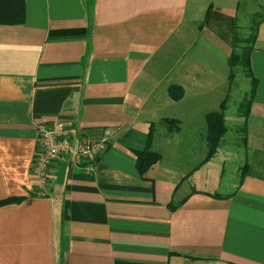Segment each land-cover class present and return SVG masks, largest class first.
<instances>
[{
  "label": "crops",
  "instance_id": "crops-1",
  "mask_svg": "<svg viewBox=\"0 0 264 264\" xmlns=\"http://www.w3.org/2000/svg\"><path fill=\"white\" fill-rule=\"evenodd\" d=\"M263 11L264 0H25L22 22L0 24V264H264ZM252 23L257 88L237 145L228 119L251 81L241 90L229 58ZM225 99L228 130L208 159L206 115ZM60 120L75 142L107 147L94 170L55 163L44 195L38 126ZM146 149L161 158L141 174Z\"/></svg>",
  "mask_w": 264,
  "mask_h": 264
},
{
  "label": "trees",
  "instance_id": "trees-1",
  "mask_svg": "<svg viewBox=\"0 0 264 264\" xmlns=\"http://www.w3.org/2000/svg\"><path fill=\"white\" fill-rule=\"evenodd\" d=\"M25 16V0H0V24H16L23 21ZM256 23H252L248 27L246 35L237 34L233 52L229 58V63L232 68H241L245 76L251 81V92L239 104V112L241 116L247 117L249 108L251 107L255 91L257 88V80L253 74L251 67V54L256 40ZM234 77V72L231 73V80ZM176 90H181L180 86H171V93L175 99L180 98V95H175ZM227 99L221 104V111H215L206 115L207 121V142L209 146L207 158H211L217 151L222 138L227 132V125L225 122V107ZM167 122L171 124L176 122L173 119H168ZM151 139V137H150ZM161 158L160 154L152 150L146 149L140 151L138 155V170L144 174L154 163ZM249 166L245 165L241 172L242 178L245 176ZM6 202V201H3ZM3 202H0L3 203ZM179 204H171V209H175Z\"/></svg>",
  "mask_w": 264,
  "mask_h": 264
},
{
  "label": "built area",
  "instance_id": "built-area-1",
  "mask_svg": "<svg viewBox=\"0 0 264 264\" xmlns=\"http://www.w3.org/2000/svg\"><path fill=\"white\" fill-rule=\"evenodd\" d=\"M40 152L36 155L33 172L38 189L44 195L50 194L51 167L62 159L72 163H85L87 171L94 170L101 154L106 149L105 140L85 137L75 142L67 131L64 120L42 123L38 126Z\"/></svg>",
  "mask_w": 264,
  "mask_h": 264
},
{
  "label": "rangeland",
  "instance_id": "rangeland-1",
  "mask_svg": "<svg viewBox=\"0 0 264 264\" xmlns=\"http://www.w3.org/2000/svg\"><path fill=\"white\" fill-rule=\"evenodd\" d=\"M237 70H238L237 83L240 85L241 90H243V89L248 90L249 89V82L245 78L244 72L241 70V68H237ZM243 100L244 99H243V95H242V98H241V100L239 102H242ZM238 106H239V103H238ZM240 117H243V116H241L239 114V115H235V117H234V115H232V117H230V119H228V123L230 124L229 125L230 126L229 136H235V142L236 143L234 142V144H237V145H238V143L240 144L242 142V140L239 139V137H238V135H240L242 133V130L240 129L241 126H239L240 125V121L239 120H242L243 118H240ZM231 154L234 155L232 157H234L235 159H239V158L243 157V152L240 153L241 155H239L237 152H235V153L232 152ZM228 165L229 164L227 163V165H226L227 168H228ZM232 167H233V163H231V165H230V168H232Z\"/></svg>",
  "mask_w": 264,
  "mask_h": 264
}]
</instances>
